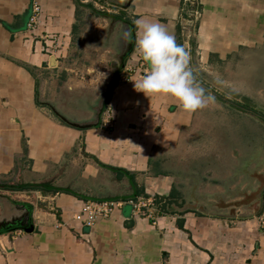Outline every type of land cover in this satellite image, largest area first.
<instances>
[{
	"label": "crops",
	"instance_id": "obj_1",
	"mask_svg": "<svg viewBox=\"0 0 264 264\" xmlns=\"http://www.w3.org/2000/svg\"><path fill=\"white\" fill-rule=\"evenodd\" d=\"M97 1L121 9L117 18L126 30L145 17L185 47L177 27L196 2L202 10L196 46L206 66L227 67L237 57L240 67L264 48V0H129L127 7L128 0H39L40 22L31 31L33 0H0V223H23L0 232V264H264L257 216H243L259 209L257 174L248 180L256 198L232 204L242 197L235 191L244 186L243 162L235 158L230 167L229 158L214 162L196 153L200 145L186 138L200 110L188 113L171 96L135 89L133 80L149 69L139 52L132 59L134 42L118 34L130 52L124 62L137 68L128 83L114 80L107 95H52V69L72 45L77 48L84 7ZM49 37L59 38L58 48H46ZM235 76L240 86L233 90L256 93L255 82L248 90ZM107 107L109 128L101 126ZM169 152L170 171L164 167ZM170 192L173 212L156 221L133 215L127 203L91 228L72 218L86 199L136 193L162 197L159 206Z\"/></svg>",
	"mask_w": 264,
	"mask_h": 264
},
{
	"label": "rangeland",
	"instance_id": "obj_2",
	"mask_svg": "<svg viewBox=\"0 0 264 264\" xmlns=\"http://www.w3.org/2000/svg\"><path fill=\"white\" fill-rule=\"evenodd\" d=\"M97 3L95 6L84 7L83 17L80 18L81 36L78 39L77 48L72 45L64 57L58 58L60 60L58 67L52 69L51 80L56 81L51 84L52 95L61 92H66L67 95H107L115 78L118 79L119 69L127 53L122 46L123 38L118 37V34L122 36L126 30L125 25H122L121 20L117 18L122 11L103 1H97ZM199 6L195 2L190 7L195 8L200 15L198 18L191 14L189 17L186 16L189 21H183V37L188 41L186 49L191 55V66L203 86L215 95L216 102L200 110V119L190 127L185 138L188 142H196V145H200L196 148L195 151H198L196 153H205L207 158L213 159L214 162H217L216 158L222 156L229 158L226 165L230 167L235 158L243 162L241 172L244 186L242 190L238 188L235 191L242 197L238 195L239 199L232 204H248L251 198H256L254 194L256 192H251L248 180L257 174L258 199L255 202V208H257L264 197V48L253 53L251 60L246 59L248 64L243 62L240 67L235 68L237 63L234 61L237 57L227 67L203 65L196 46L198 24L202 18V10ZM114 9L117 10L114 11ZM186 35H189L188 39ZM250 52L245 51V54ZM235 75L241 77L243 86L246 85L248 90L250 89L249 81L255 82L256 93L253 91V95H242L241 92H236L240 85ZM60 76L63 79L67 78L69 83L62 86L61 81L57 82ZM217 80L223 81V84H218ZM116 82L119 83L118 80ZM187 151L188 149L184 148V156ZM194 152L191 151L188 155L193 156ZM167 155L164 157L166 161L164 167L170 171L172 169L170 152ZM184 156L181 158L180 154V160L184 159ZM232 170L240 174L239 169L235 171L232 168ZM231 192H233L232 189ZM231 198L233 196L227 197V199Z\"/></svg>",
	"mask_w": 264,
	"mask_h": 264
},
{
	"label": "clouds",
	"instance_id": "obj_3",
	"mask_svg": "<svg viewBox=\"0 0 264 264\" xmlns=\"http://www.w3.org/2000/svg\"><path fill=\"white\" fill-rule=\"evenodd\" d=\"M134 25L135 30H125L123 38L135 44L132 59L139 52L149 69L141 80H133L138 92L148 97L171 96L188 113L215 104V95L203 86L191 66L189 50L177 42L174 34L163 24L145 17L136 19ZM217 83L223 84V81L217 80Z\"/></svg>",
	"mask_w": 264,
	"mask_h": 264
},
{
	"label": "built area",
	"instance_id": "obj_4",
	"mask_svg": "<svg viewBox=\"0 0 264 264\" xmlns=\"http://www.w3.org/2000/svg\"><path fill=\"white\" fill-rule=\"evenodd\" d=\"M187 1V0H186ZM41 6L39 0H33L32 4V13L30 18L26 24V30L31 31L36 28V26L40 22V15ZM195 18H198L200 13L197 10L193 12ZM189 17V16H187ZM189 21L188 18L183 17L181 21V37L184 38L183 34V21ZM187 39L189 35H186ZM51 40V44H47L46 48L55 49L59 47V38L58 37H49ZM186 45L188 46V41L185 39ZM124 62L123 68L120 69L118 75V82L119 83H128L131 78L134 76V73L137 72V68L131 66L130 63ZM148 71V70H147ZM138 74V76L143 77V75L147 72ZM103 118L101 122V126L103 127H112V119H111V109L107 107L103 112ZM124 203L130 204L132 206V214L133 215H143L148 216L153 221H156V218L162 214L160 212L159 206L156 204L155 197H145L144 195L135 196V198L129 199H103V200H96V199H86L82 201L81 206L78 211H76L72 218L79 222L81 225L91 228L95 222L99 218H106L109 217L117 208H119ZM257 223L260 232L264 237V213H261L257 216Z\"/></svg>",
	"mask_w": 264,
	"mask_h": 264
},
{
	"label": "water",
	"instance_id": "obj_5",
	"mask_svg": "<svg viewBox=\"0 0 264 264\" xmlns=\"http://www.w3.org/2000/svg\"><path fill=\"white\" fill-rule=\"evenodd\" d=\"M129 0L127 1L126 3V7L129 5ZM130 54V52H127ZM128 54V55H129ZM126 57V56H125ZM51 63L54 64V61H55V57L54 56H51ZM124 65V62H122V66ZM116 79V78H115ZM60 116V115H59ZM61 117V116H60ZM62 118V117H61ZM63 119V118H62ZM262 197V196H261ZM264 207V197H262V200H261V204L259 205V209L258 211H256L255 213H245L243 214V216H248V217H253V216H258L262 209ZM25 212L28 213V208H25ZM22 218H18V219H14L13 221H10V222H1L0 223V231H12L14 229H17V228H20L22 226ZM26 231H30L31 229L30 228H27V227H23Z\"/></svg>",
	"mask_w": 264,
	"mask_h": 264
},
{
	"label": "trees",
	"instance_id": "obj_6",
	"mask_svg": "<svg viewBox=\"0 0 264 264\" xmlns=\"http://www.w3.org/2000/svg\"><path fill=\"white\" fill-rule=\"evenodd\" d=\"M177 30H178V32L180 33L181 32V25L178 23V27H177ZM179 37H180V35H179ZM179 37H178V39H179ZM181 39V38H180ZM180 42V41H179ZM182 42V41H181ZM181 44V43H180ZM128 54L129 53H126V57L128 56ZM122 68V67H121ZM120 70V69H119ZM117 76V75H116ZM117 81V79H115V82ZM55 113V112H54ZM55 115L56 116H58V117H60L57 113H55ZM60 120L62 121V122H64V123H67L64 119H62L61 117H60ZM114 170H118V169H114ZM128 174V173H127ZM132 180V179H131ZM132 183H133V180H132ZM134 184V183H133ZM22 187H24V186H21V188ZM53 190H54V188H53ZM137 194L135 193V196H136ZM163 198L162 197H158V196H156L155 197V201L156 202H159V201H161ZM174 203V202H176L175 201V199H173V193H169V195L167 196V197H165V201H164V203H162L161 205H159V209H160V212H162V213H172L173 211H171L170 210V208H169V206H170V204L171 203ZM26 204V203H25ZM26 205H28V208H30L31 206H30V204H26ZM181 213H183V212H181ZM0 232H7V231H0Z\"/></svg>",
	"mask_w": 264,
	"mask_h": 264
}]
</instances>
